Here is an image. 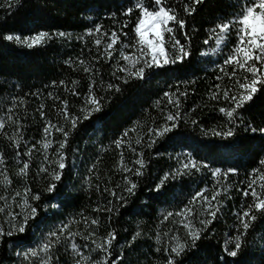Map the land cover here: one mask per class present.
I'll return each instance as SVG.
<instances>
[{"label": "snow or ice", "instance_id": "6c2138e0", "mask_svg": "<svg viewBox=\"0 0 264 264\" xmlns=\"http://www.w3.org/2000/svg\"><path fill=\"white\" fill-rule=\"evenodd\" d=\"M203 3L205 0H126L121 6L123 23L119 24V28L106 30L100 23L87 27L76 39L87 46L88 38H92L95 55L92 54L93 49L88 48L90 59H85L82 52L75 62L72 58L65 60V64L70 68L76 70L79 66L87 75L86 91L78 90V80L71 81L70 89L65 80L59 81V85H63L71 96L82 97V102L78 107L70 105L68 98L48 92V98L54 102L52 107L56 112L55 122L48 118L44 111L45 104L41 103L37 111L45 123L42 139L35 143L29 144L28 140L24 139L21 133L24 124L19 117L14 119L13 109L18 107L17 101L23 104L24 99L12 97V103L7 109V121L15 125L16 133L8 136L7 132H4V136L16 149L15 162L22 165L18 167L16 175L24 181V185L22 191L9 192L13 181L7 174V167L0 170V191L4 193L0 194V242L4 241L5 237L12 238L22 234L20 242L13 245L17 249L15 257L19 264H60L58 253L62 246L65 254L72 256V264H123L125 248L133 247L142 234L147 235L142 233L140 224H137V231L132 234L131 239L120 244L118 232L109 224L110 230L98 243L94 237L102 227L101 216L89 217L81 212L80 221L75 217L66 223L61 221L58 227L42 233L34 246H25L23 243L29 236L31 223L42 214L41 210L47 212L50 207L54 209L59 206L43 202L42 197L45 192L53 193L58 185L63 183L62 177L67 167L66 149L70 145V139L79 131L80 125L84 121H90L96 113L102 112L106 103L116 95L122 94L129 84L139 82L143 86L153 76L177 70L187 71L192 65L195 53L193 41L200 29L193 24L190 33L188 18L193 17L198 11V6ZM20 4L21 0H4L0 8L11 9ZM231 7L234 9L232 13L217 16L209 27L203 29L205 37L202 45L207 48L200 52V57H216L211 63L218 70V74L214 73L215 82L206 95L208 102L221 105L215 110L222 115V119L215 127L208 128L198 118H193L197 111L195 105L185 110L189 88L195 85V79H177L175 85L169 84L168 90L162 91V95L154 101L162 123L157 124L153 118L151 126H147L146 132L135 140V145L140 146V151L133 147L130 140H126L130 133L136 130L135 127L125 129L121 136L113 141L117 149H123L126 145L136 158L130 166L125 163L124 153L121 151L118 169L122 173L121 182L112 185L109 179L103 191L99 184L96 185L97 193L102 197L107 193L111 199H107L106 203L97 201L96 207L92 209L94 213H107V220L112 221L113 215L128 203V197L135 195L141 178L148 173L150 161L145 159L144 149L151 150L160 141L171 139L170 134H174L181 122L198 126L203 136L211 135L222 140L234 138L241 127L253 134L259 132L264 135V126H255L254 123L246 121L244 115L257 94L264 93V0H234ZM109 18L119 23L115 12L110 13ZM71 38L72 34L64 31H39L23 38L18 34L2 36L4 41H15L29 49L48 41ZM110 61L113 62L112 71L109 73L110 78L105 81L103 71L97 65ZM57 86V81L53 80L52 87ZM31 95L39 97L41 94L36 92ZM204 106L207 107L208 104ZM5 126V120L0 118V131H3ZM54 133H59L62 139L53 138ZM21 144L23 151L19 150ZM38 145L42 147V153ZM54 145V152H50ZM75 151L73 149V152ZM36 153H40L42 161L38 164L32 180L43 182V187L34 191L30 186L29 176ZM155 155L159 156L160 153ZM170 159H175L177 166L165 172L155 184L157 191L164 187L169 178L178 180L197 173H207L212 178L210 190L207 185L200 188L183 209L175 213L168 212L163 218L167 221L173 216L180 217L179 224L185 231L183 237L172 229L162 234L156 232L155 252L165 254L163 264H182L181 258L196 249L198 241L214 238L215 229L212 226L222 214L225 201L232 198L233 185L229 183L230 174H236L238 169L235 166L227 169L213 167L203 159H196L190 151L177 153ZM98 160L99 158L97 162ZM5 163L4 155L0 154V165ZM258 165L248 173L251 179L247 182V187L235 188V191L242 194V200L239 208L233 212L236 222L232 228L235 231L227 233L224 240L223 250L227 257L238 256L247 244L249 229L259 218H264V156L260 157ZM96 167L97 164L93 163L88 172L93 173ZM96 179L99 180L100 177L97 175ZM84 180L91 188V176L85 177ZM243 183L244 181L240 182ZM209 191L211 195L208 194ZM47 199L51 200L52 197ZM17 208L20 211H16ZM81 221L87 230L86 235L71 231L70 226ZM76 236L90 241L92 247L90 248L88 243L81 245L76 242ZM117 247L120 249L119 254L115 251ZM83 249H89L87 255ZM222 264L231 262L225 259Z\"/></svg>", "mask_w": 264, "mask_h": 264}, {"label": "trees", "instance_id": "16d2710c", "mask_svg": "<svg viewBox=\"0 0 264 264\" xmlns=\"http://www.w3.org/2000/svg\"><path fill=\"white\" fill-rule=\"evenodd\" d=\"M2 3L4 0H0V4ZM125 3L126 0H21V4L17 7L0 8V118L5 120L6 125L5 129L0 131V154L4 155L6 162L0 165V170L7 167V174L13 181L9 192L22 191L24 185V181L16 175L18 167L22 166L15 162L16 149L4 136V132H7L8 136L16 133L15 125L7 121V109L12 103V97L24 99L23 104L17 101L18 107L13 109L14 119L19 117L24 124L21 129L24 139L28 140L29 144L41 140L45 122L37 111L39 105L45 104L44 111L53 122L56 115L52 107L54 102L48 98L47 93L53 92L62 98L66 97L70 105L78 107L82 97L71 96L63 85H59V81L65 80L70 89L71 81L78 80L80 82L78 90L83 92L87 89V75L82 68L78 66L73 70L65 64V60L72 58L75 62L82 52L85 59H90L88 48H92V54L95 55V47L92 38H88L85 46V43L77 40L76 37L94 23L102 24L106 30L119 28V24L123 23L121 6ZM233 3L234 0H205V3L198 6L194 16L188 18L189 32L191 33L193 24L200 31L193 41L195 53L192 57L193 63L187 71L161 73L153 76L143 86L139 82L129 84L122 94L116 95L106 103L102 112L96 113L90 121H84L80 125L79 131L70 139V145L66 149L67 167L62 177L63 183L59 184L53 193L45 192L42 197L43 202L59 206L54 209L50 207L47 212L41 210L42 214L29 227V236L23 240L25 246H34L42 233L58 227L61 221L66 223L72 217L80 221L79 213L83 212L89 217L100 215L102 218V227L94 237L98 243L110 230L109 224L118 232L120 244L131 239L132 234L137 231V224H140L142 233H147L146 236L142 234L133 247L125 248L123 264H163L165 254L155 252L156 232L162 234L172 229L173 232L178 231L181 237L185 235L179 224L180 217L173 216L164 221V216L168 212L175 213L183 209L191 196L200 188L207 185L210 190L212 187L210 174L197 173L178 180L169 178L161 190H156L155 184L164 173L177 166L176 160L170 157L190 151L196 159H203L213 167L227 169L235 166L238 172L230 174L229 183L233 185L232 198L225 201L222 214L212 226L215 229L214 238L198 241L197 248L181 258L182 264H222L225 259L231 264H264V218H259L249 229L247 244L237 257H227L223 250L226 234L235 231L232 228L236 222L233 212L239 208L242 200V194L235 191V188L247 187V182L251 179L248 173L252 168L259 166L258 161L264 156V135L245 131L243 127L234 138L222 140L211 135L203 136L198 126L181 122L174 134H170L171 139L160 141L151 150L144 149L145 159L150 161L148 173L141 178L135 195L128 197V203L113 215L112 221L107 220V213L97 214L92 211L97 201L106 203L107 199H111L107 193L103 197L97 193L96 185L99 184L103 191L109 179L112 185L121 182L122 173L118 170L121 151L124 153L125 163L130 166L132 160L136 158L126 145L123 149H117L113 141L119 138L125 129L135 127L136 130L131 132L126 140H130L133 147L140 151V146L135 145V140L146 132L147 126H151L153 118L157 124L162 123L159 109L155 107L154 101L162 95V91L168 90L169 84L175 85L177 79H195V85L189 88L185 110L195 105L197 111L193 114V118H198L205 127L212 128L220 122L222 115L215 109L221 105L208 102L206 95L215 82L214 73L218 74V70L211 63L216 57L211 55L200 57V52L207 48L202 45L205 37L203 29L209 27L217 16H227L232 13ZM113 12L117 14L119 23L109 18V14ZM39 31H64L71 33L72 38L48 41L31 49L15 41L2 39L4 34H18L23 38ZM102 47L101 45V49ZM112 63V61L107 64L101 62L97 65L102 69L105 81L110 78ZM53 80L57 81V87H52ZM193 88L195 91H192ZM36 92L41 95L39 97L31 95ZM206 103L207 107L204 106ZM244 115L245 120L254 123L255 126H264V93L257 94ZM53 138L62 139L59 133H54ZM38 148L42 153V147L38 145ZM54 148L55 145L49 151L54 152ZM73 149L76 151L73 152ZM19 150H24L23 144ZM157 152L160 153L159 156L155 155ZM24 159L28 158L24 157ZM41 161L40 153L34 154L29 176V183L34 191L43 187V182L32 180ZM93 163L97 164L96 170L89 173L88 169ZM97 175L100 177L99 180L96 179ZM89 176L92 181L91 188L84 180ZM241 181L244 183L240 184ZM0 194L4 193L0 191ZM208 194L211 195V192L209 191ZM49 196L52 197L51 200L47 199ZM16 211L20 209L17 208ZM70 228L73 232L87 234L83 221L79 224L73 223ZM21 236L22 234L12 238L5 237L4 241L0 242V264H14V262L19 264L15 257L17 249L13 245L20 242ZM74 239L81 245L88 243L89 247H92L90 241H84L80 236ZM83 251L87 255L89 249ZM115 251L119 254V247ZM58 255L60 264H72V256L65 254L63 246ZM95 258L99 259V257Z\"/></svg>", "mask_w": 264, "mask_h": 264}]
</instances>
